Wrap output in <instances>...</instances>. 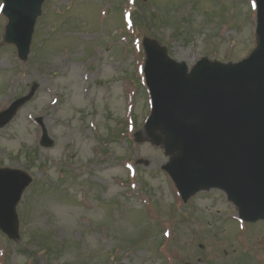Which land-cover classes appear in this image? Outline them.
Instances as JSON below:
<instances>
[{"label":"rangeland","instance_id":"rangeland-1","mask_svg":"<svg viewBox=\"0 0 264 264\" xmlns=\"http://www.w3.org/2000/svg\"><path fill=\"white\" fill-rule=\"evenodd\" d=\"M6 22L0 9V111L37 90L0 128V167L33 180L17 206L20 240L0 232V264H207L197 245L210 253L208 240L238 232L250 256L224 257L229 244L221 264L264 260V222L239 221L217 190L183 204L143 130L142 39L152 34L189 67L237 62L255 47L253 0H46L25 62L2 41Z\"/></svg>","mask_w":264,"mask_h":264},{"label":"water","instance_id":"water-1","mask_svg":"<svg viewBox=\"0 0 264 264\" xmlns=\"http://www.w3.org/2000/svg\"><path fill=\"white\" fill-rule=\"evenodd\" d=\"M45 0H2L8 19L4 41L25 60ZM257 4V47L248 58L221 64L202 59L188 73L155 42H144L145 76L153 111L147 128L171 155L164 169L184 201L200 190L223 189L246 221L264 219V0ZM30 93L0 113L8 123ZM41 145L53 142L42 130ZM163 138V139H162ZM31 178L0 169V229L18 240L16 205Z\"/></svg>","mask_w":264,"mask_h":264}]
</instances>
